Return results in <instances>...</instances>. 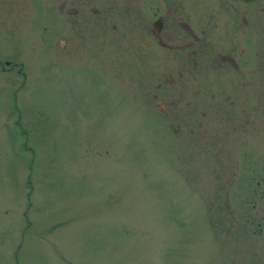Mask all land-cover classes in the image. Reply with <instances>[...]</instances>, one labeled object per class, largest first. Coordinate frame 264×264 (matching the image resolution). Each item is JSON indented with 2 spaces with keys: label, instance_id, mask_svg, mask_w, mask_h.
<instances>
[{
  "label": "rangeland",
  "instance_id": "obj_1",
  "mask_svg": "<svg viewBox=\"0 0 264 264\" xmlns=\"http://www.w3.org/2000/svg\"><path fill=\"white\" fill-rule=\"evenodd\" d=\"M120 13L0 0V264H264V94L137 80Z\"/></svg>",
  "mask_w": 264,
  "mask_h": 264
},
{
  "label": "flooded vegetation",
  "instance_id": "obj_2",
  "mask_svg": "<svg viewBox=\"0 0 264 264\" xmlns=\"http://www.w3.org/2000/svg\"><path fill=\"white\" fill-rule=\"evenodd\" d=\"M109 6L126 14V32L149 45L138 42V70L131 68L137 80L178 84L177 94L184 93L181 84L194 94L203 84V94H250L252 82L251 94H264V0H109Z\"/></svg>",
  "mask_w": 264,
  "mask_h": 264
}]
</instances>
